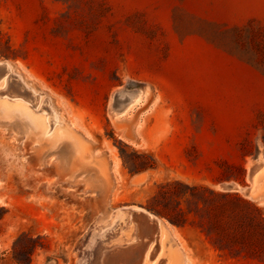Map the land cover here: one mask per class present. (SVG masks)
I'll use <instances>...</instances> for the list:
<instances>
[{
    "label": "rangeland",
    "instance_id": "rangeland-1",
    "mask_svg": "<svg viewBox=\"0 0 264 264\" xmlns=\"http://www.w3.org/2000/svg\"><path fill=\"white\" fill-rule=\"evenodd\" d=\"M0 63L34 98L0 82V264H123L138 207V264H264L255 208L189 189L264 218V0H0Z\"/></svg>",
    "mask_w": 264,
    "mask_h": 264
},
{
    "label": "bare ground",
    "instance_id": "bare-ground-1",
    "mask_svg": "<svg viewBox=\"0 0 264 264\" xmlns=\"http://www.w3.org/2000/svg\"><path fill=\"white\" fill-rule=\"evenodd\" d=\"M10 77L11 76L9 74V69H8L7 64L6 63H0V82H4L2 86L4 88H7V90L5 92L8 93L9 96H21L25 101H27V102L30 101L33 98V96H31V93H28L30 96L27 95V91L24 90L21 87V85H19L17 82H10V79H9ZM142 95H143V92L141 90H128L125 87H121V88L115 90L113 97H112V100H113V106H114V108H116L117 113H118L117 116L120 114L126 113L131 107H133L136 103L141 101ZM38 100H39L38 98L36 100H34L35 101V108H36V104H37ZM37 111H39V110H37ZM33 112H35V111H33ZM49 113H50V115L45 114L42 116L44 119V123L46 122V125L53 127L55 122H56V114L52 111H49ZM119 117H121V116H119ZM225 183L221 184V189H223L222 186ZM233 183H235V182H233ZM235 184L238 186V189H240V186L237 183H235ZM135 210L136 211L142 210L148 214L147 218H146L145 216H143L141 214L135 215V213H130L132 215V219L137 221V224H138L139 220H140V222H141V220L144 222H147L146 223L147 225L144 223L147 226V230L144 231L143 236L140 240L134 241L132 244H130L126 248L123 247V252L121 255V256H123V264L124 263L125 264H138L139 263V261H137L138 258L144 257L142 255L143 254V249H142L143 245L141 242H143V241L145 242L146 239L149 238L153 234V232L157 229V227H155V226L153 227V223H152V221L156 220L154 218V216H155L154 214H153L154 216L152 215V213L149 214L143 208L141 209V207L135 208ZM137 226H140V225H137ZM139 230H141V229H139ZM150 240H151V238H150ZM139 243H141V244H139ZM146 244H147V242H146ZM113 250H114V248H113ZM119 250H121V249H119ZM113 258H115V256ZM113 258L111 260H113ZM106 259H108V256ZM104 260H105V258H104Z\"/></svg>",
    "mask_w": 264,
    "mask_h": 264
},
{
    "label": "trees",
    "instance_id": "trees-1",
    "mask_svg": "<svg viewBox=\"0 0 264 264\" xmlns=\"http://www.w3.org/2000/svg\"><path fill=\"white\" fill-rule=\"evenodd\" d=\"M169 185L165 184L163 187ZM191 195L193 196H199L201 195L202 200L204 204L206 205V208L210 214L213 215V219L216 218H222L224 216L226 217H232L236 215V211L238 213V208L240 206H249L255 208V210L258 213L259 218L262 217L264 220L262 213L260 209H258L252 202L244 198L243 196L239 195L238 193L234 192H224V191H219L215 190L210 187H204V186H191L189 187ZM203 192V193H201ZM156 197H154L153 200H155ZM149 209L155 211L158 214H164L167 216L165 212L160 210V208L155 205H149ZM173 222L178 223L176 220H173ZM214 226L217 228L216 221H213ZM220 231L224 234H232L230 230H227L225 227L219 228ZM21 238V237H20ZM19 242V239L16 240L15 245ZM15 258L18 260L20 263H26L25 259L20 258L15 254Z\"/></svg>",
    "mask_w": 264,
    "mask_h": 264
},
{
    "label": "water",
    "instance_id": "water-1",
    "mask_svg": "<svg viewBox=\"0 0 264 264\" xmlns=\"http://www.w3.org/2000/svg\"><path fill=\"white\" fill-rule=\"evenodd\" d=\"M222 188L224 189V190H226V191H234V190H238V186L235 184V183H233V182H226L223 186H222ZM141 208H143V207H141ZM144 209V208H143ZM145 211H147V212H149L148 210H146L145 209ZM149 213H151V212H149ZM135 214H141V215H143V216H145L146 218H147V213L146 212H144V211H142V210H140V211H135ZM152 223H153V227L155 226V227H158V225H159V223H158V221L157 220H154V221H152Z\"/></svg>",
    "mask_w": 264,
    "mask_h": 264
}]
</instances>
